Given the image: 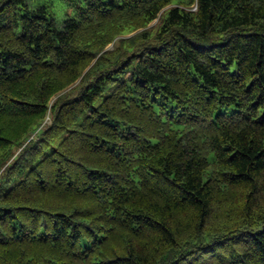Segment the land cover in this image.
Listing matches in <instances>:
<instances>
[{"label":"trees","instance_id":"16d2710c","mask_svg":"<svg viewBox=\"0 0 264 264\" xmlns=\"http://www.w3.org/2000/svg\"><path fill=\"white\" fill-rule=\"evenodd\" d=\"M35 1L0 0V264H264V0Z\"/></svg>","mask_w":264,"mask_h":264},{"label":"rangeland","instance_id":"374dc122","mask_svg":"<svg viewBox=\"0 0 264 264\" xmlns=\"http://www.w3.org/2000/svg\"><path fill=\"white\" fill-rule=\"evenodd\" d=\"M73 1L77 0H37L31 4L32 7H46L50 12V15L54 17L56 22L61 25L64 19L72 13L70 5ZM160 24L159 21H155L151 26ZM112 48V46H110ZM46 124H51V120L47 119Z\"/></svg>","mask_w":264,"mask_h":264}]
</instances>
